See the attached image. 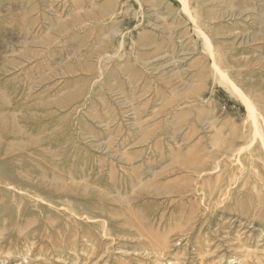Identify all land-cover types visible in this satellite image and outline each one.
<instances>
[{
    "label": "rangeland",
    "instance_id": "374dc122",
    "mask_svg": "<svg viewBox=\"0 0 264 264\" xmlns=\"http://www.w3.org/2000/svg\"><path fill=\"white\" fill-rule=\"evenodd\" d=\"M0 264H264V0H0Z\"/></svg>",
    "mask_w": 264,
    "mask_h": 264
},
{
    "label": "bare ground",
    "instance_id": "6f19581e",
    "mask_svg": "<svg viewBox=\"0 0 264 264\" xmlns=\"http://www.w3.org/2000/svg\"><path fill=\"white\" fill-rule=\"evenodd\" d=\"M209 42V41H208ZM207 45V44H206ZM210 45V44H209ZM211 51V50H210ZM235 59V58H234ZM257 60V59H256ZM254 62V61H253ZM211 66H212V64H211ZM214 66V65H213ZM217 69V68H216ZM216 71V70H215ZM232 71V70H231ZM220 74V73H219ZM229 75V74H228ZM232 75V74H231ZM214 76V75H213ZM233 79V78H232ZM217 80L219 81V79L217 78ZM231 80V79H230ZM222 81V80H221ZM231 82V81H230ZM227 83V82H226ZM230 84H232V83H230ZM232 86H234V85H232ZM235 88V87H234ZM237 95V94H236ZM239 95H241V93L239 94ZM243 95V94H242ZM249 96V95H248ZM239 97V96H238ZM245 98H246V96H245ZM250 98V97H249ZM251 113V112H250ZM262 123V122H261ZM209 129V128H208ZM258 129V128H257ZM216 168V167H215ZM197 219V218H196ZM202 221V220H201Z\"/></svg>",
    "mask_w": 264,
    "mask_h": 264
}]
</instances>
